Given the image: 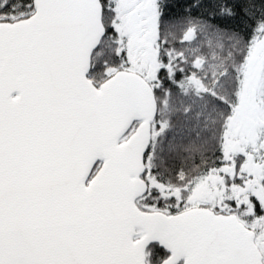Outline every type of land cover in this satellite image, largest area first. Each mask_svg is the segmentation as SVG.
<instances>
[{
    "label": "snow or ice",
    "instance_id": "6c2138e0",
    "mask_svg": "<svg viewBox=\"0 0 264 264\" xmlns=\"http://www.w3.org/2000/svg\"><path fill=\"white\" fill-rule=\"evenodd\" d=\"M0 264H264V0H0Z\"/></svg>",
    "mask_w": 264,
    "mask_h": 264
},
{
    "label": "trees",
    "instance_id": "16d2710c",
    "mask_svg": "<svg viewBox=\"0 0 264 264\" xmlns=\"http://www.w3.org/2000/svg\"><path fill=\"white\" fill-rule=\"evenodd\" d=\"M178 11H179V9H178Z\"/></svg>",
    "mask_w": 264,
    "mask_h": 264
}]
</instances>
